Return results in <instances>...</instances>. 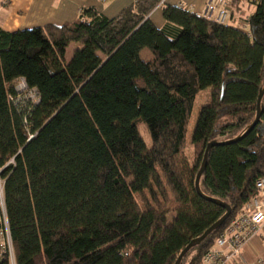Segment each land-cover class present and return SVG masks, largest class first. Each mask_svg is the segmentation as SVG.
Segmentation results:
<instances>
[{
	"label": "trees",
	"instance_id": "trees-1",
	"mask_svg": "<svg viewBox=\"0 0 264 264\" xmlns=\"http://www.w3.org/2000/svg\"><path fill=\"white\" fill-rule=\"evenodd\" d=\"M156 1L113 18L85 8L61 26L0 29V177L15 264H174L225 214L197 196L194 181L206 145L255 119L264 0L252 1L247 32L170 6L162 16L174 30H159L148 18ZM71 44L80 47L67 62ZM18 79L37 91L36 105L12 100ZM207 90L189 158L187 128ZM260 179L264 96L255 128L209 151L200 191L231 215L180 264H201Z\"/></svg>",
	"mask_w": 264,
	"mask_h": 264
},
{
	"label": "crops",
	"instance_id": "crops-1",
	"mask_svg": "<svg viewBox=\"0 0 264 264\" xmlns=\"http://www.w3.org/2000/svg\"><path fill=\"white\" fill-rule=\"evenodd\" d=\"M139 0H0V29L6 32L29 30L45 25L61 26L73 22L79 11L94 8L107 18H113L123 9L135 6ZM238 1L239 9L235 14L230 11L227 25L236 26L241 17H250L254 5ZM208 0H157L148 18L159 30L173 29L166 25L162 9L166 6L180 8L202 16ZM193 111V110H192ZM232 264H264V222L254 237L242 250L239 260Z\"/></svg>",
	"mask_w": 264,
	"mask_h": 264
},
{
	"label": "built area",
	"instance_id": "built-area-1",
	"mask_svg": "<svg viewBox=\"0 0 264 264\" xmlns=\"http://www.w3.org/2000/svg\"><path fill=\"white\" fill-rule=\"evenodd\" d=\"M104 1V0H102ZM235 0H208L202 17L219 25H226ZM246 1V0H243ZM257 0H247L253 5ZM251 2V3H250ZM248 17H241L236 22V28L247 32ZM16 104L36 105L39 95L35 89H29L23 79L15 84ZM26 125V120L24 121ZM32 136H29L31 139ZM1 174V170H0ZM256 195L251 198L234 216L230 223L216 238L214 245L206 252L201 264H232L239 260L243 248L258 234L264 222V180L255 183ZM15 264L13 242L4 199V181L0 177V264L3 262Z\"/></svg>",
	"mask_w": 264,
	"mask_h": 264
},
{
	"label": "water",
	"instance_id": "water-1",
	"mask_svg": "<svg viewBox=\"0 0 264 264\" xmlns=\"http://www.w3.org/2000/svg\"><path fill=\"white\" fill-rule=\"evenodd\" d=\"M264 96V87L261 90V92L258 95L257 101H256V116L254 121L246 128V130L243 132V134L231 139V140H227L224 142H210L206 145V148L204 150L203 153V157H202V162H201V166L200 169L196 175L195 181H194V190L197 194L198 197H200L201 199L210 202L212 204H215L221 208H223L225 210V214L217 221L215 222L210 228H208L202 236H200L199 238H196L194 240H192L179 254V256L177 257L176 261L174 264H180L181 260L184 258V256L189 252V250H191L192 248L198 246L199 244H201L205 238L211 234L212 232L218 230L227 220V218L231 215V208L217 200V199H213V198H209L205 195H203V193L200 191V187H199V183H200V178L206 168L207 165V160H208V153L212 148L215 147H219V146H225V145H231V144H236L239 141H241L246 135H248L254 128L255 126L258 124L259 120H260V116H261V100Z\"/></svg>",
	"mask_w": 264,
	"mask_h": 264
},
{
	"label": "rangeland",
	"instance_id": "rangeland-1",
	"mask_svg": "<svg viewBox=\"0 0 264 264\" xmlns=\"http://www.w3.org/2000/svg\"><path fill=\"white\" fill-rule=\"evenodd\" d=\"M79 47L80 46L78 44H71V46H69V48L67 49L66 55H65V59H66L67 62L71 59L74 51L77 48H79ZM140 57H141V59L143 61H148L151 58V53H150V51L148 49H143L141 54H140ZM208 93H209V90L204 91L201 94H199L197 96V98L195 100V103H194V106H193V111H192V114H191V117H190V121H189V125H188V128H187L186 148L184 150V152L187 154V156L189 158H192L193 153L195 152V149L192 147L190 142H191L193 131H194V128H195V125H196V121H197V118H198L199 111L202 108V106L204 105V103L206 101V96L208 95ZM141 136H142V139L145 142V144L147 146L150 145V137H149V134L147 132L146 127H143L141 129Z\"/></svg>",
	"mask_w": 264,
	"mask_h": 264
}]
</instances>
